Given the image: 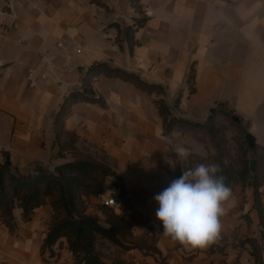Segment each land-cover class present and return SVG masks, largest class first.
<instances>
[{
    "label": "crops",
    "instance_id": "0c3cea01",
    "mask_svg": "<svg viewBox=\"0 0 264 264\" xmlns=\"http://www.w3.org/2000/svg\"><path fill=\"white\" fill-rule=\"evenodd\" d=\"M11 6L15 18L3 14L7 3L0 0V32L6 34L0 37V165L28 175L73 160L67 152L58 156L55 118L97 64L162 86L176 118L204 123L211 109L225 105L264 149V0H12ZM140 19L131 48L125 29ZM96 79L100 102L71 104L64 128L77 136V148L105 152L129 199L125 217L136 223L134 237L153 233L159 250L115 257L134 264H264V211L261 222L253 188L240 183L229 187L213 242L192 248L163 235L153 197L175 179L178 165H194L190 156H172L155 104L162 97L120 79ZM172 137L191 155L213 152L195 134L174 131ZM260 191L264 204V187ZM52 215L45 205L24 222L16 207L14 233L0 222V264H76L65 239L44 246ZM248 240L257 245V259Z\"/></svg>",
    "mask_w": 264,
    "mask_h": 264
},
{
    "label": "trees",
    "instance_id": "16d2710c",
    "mask_svg": "<svg viewBox=\"0 0 264 264\" xmlns=\"http://www.w3.org/2000/svg\"><path fill=\"white\" fill-rule=\"evenodd\" d=\"M143 22L144 19H140L135 21L133 26L125 29L127 42L131 48L135 44L133 34L142 26ZM194 74L195 71L191 68L188 76L189 83L194 81ZM98 76L120 79L133 84L149 95L162 97L155 100V104L163 119L164 136L175 160L177 155L173 149L176 143L172 137L174 131L189 132L195 135L202 133L207 136L211 147L213 143L215 153L208 152L205 158L192 154L189 157L190 163H216L221 168L219 175L224 177L228 187L240 183L243 187L253 188L255 208L262 222L264 204L260 189L264 187V166L261 165L264 149L257 145L253 151L256 162L254 173L251 172L249 160L246 158L247 151L242 152L240 165L236 169L232 162H228L224 141L219 136V128L213 123L214 115H210L204 123L173 117L164 100L166 91L162 86L148 84L136 74L120 68L110 67L107 64L92 66L82 81V91L72 92L62 104L55 118V139L59 157H63L65 152L71 150L78 151L76 147L78 138L65 130L64 121L71 104L100 102L101 99H95L92 92L93 79ZM194 91L192 86L190 93L192 94ZM178 102L179 99H177ZM169 140L171 143L168 142ZM259 152L262 154L261 156L258 155ZM105 159V157L100 159L79 152L71 162L56 167L53 172L38 167L33 174L28 175L17 174L10 167L0 165V222L14 233L16 223L13 211L16 207L22 210L24 222H30L37 209L49 205L53 210V215L44 246L50 249L61 239H65L67 249L73 254L76 264H134L120 258H114L111 262L103 260L97 249L99 240H106L122 251L138 249L144 256L159 254L155 245L156 237L153 233L149 237H134L133 228L136 223L132 219L121 215L106 214L107 219L102 221L87 212L86 201L92 197L98 198L109 189L118 188L121 197L123 199L126 197V191L121 185H106L107 178L111 176L116 177L120 182L121 180L111 170ZM182 170L183 168L178 165L174 177L178 178L182 174ZM126 202L129 203V199ZM100 206L102 210H113L101 204ZM126 239L129 241H125ZM248 242L251 243L253 249L252 255L257 259L259 253L256 243L252 240H248Z\"/></svg>",
    "mask_w": 264,
    "mask_h": 264
},
{
    "label": "clouds",
    "instance_id": "9594fccd",
    "mask_svg": "<svg viewBox=\"0 0 264 264\" xmlns=\"http://www.w3.org/2000/svg\"><path fill=\"white\" fill-rule=\"evenodd\" d=\"M173 151L182 159L191 155L180 145ZM220 172L216 163L197 164L182 170L178 178L153 197L159 205L156 219L164 236L192 248L205 247L218 237L223 203L232 195Z\"/></svg>",
    "mask_w": 264,
    "mask_h": 264
},
{
    "label": "rangeland",
    "instance_id": "374dc122",
    "mask_svg": "<svg viewBox=\"0 0 264 264\" xmlns=\"http://www.w3.org/2000/svg\"><path fill=\"white\" fill-rule=\"evenodd\" d=\"M192 86L190 85V88ZM213 115H214L213 123L214 125L217 126V128H219V133H220L219 136L222 137V140L224 141L225 144L226 153L228 155V162H232L234 167L237 169L240 165V159L243 151H247L246 158L247 160H249V163L252 160H255L253 151L249 150L245 140V137L249 133V131L246 125L243 123V120L233 111L229 110L225 105H221L219 108H217L216 112ZM234 116L241 119V124H237L232 120ZM197 139L198 141L200 140L201 143L203 142L209 143L208 137L203 135L202 133L197 135ZM212 149L213 152L215 153L213 143H212ZM79 152L84 153L85 155L96 156L100 159L102 157H105L106 158L105 161L108 162V165L111 168V163L108 156L102 150L94 147H84L82 150L78 148V151L76 152L71 150L67 152L68 157L66 159H70V158L74 159V157H76ZM258 155L261 156L262 154L259 152ZM197 164L193 162L194 166ZM261 165L264 166V155ZM126 201H127L126 199H123L122 206H118L116 208H112L113 210L106 211L100 208L101 206L98 198L92 197L86 201L87 212L89 214L98 217L102 221L107 219L106 214L121 215L127 217L128 215L127 208L129 206H128V202ZM125 241H129V239H126ZM97 249L102 257L111 260L117 258L115 257L117 256L116 252L118 253L122 252L121 249L117 248L116 246H113L110 242L106 240H99L97 243Z\"/></svg>",
    "mask_w": 264,
    "mask_h": 264
},
{
    "label": "built area",
    "instance_id": "2783aa9c",
    "mask_svg": "<svg viewBox=\"0 0 264 264\" xmlns=\"http://www.w3.org/2000/svg\"><path fill=\"white\" fill-rule=\"evenodd\" d=\"M11 2H12V0H6L8 11L4 12L3 14L15 18L16 14L14 13V10H13V8L11 6ZM5 36H6V34L4 32H0V37L1 38H5ZM57 47L59 49H63L64 46H63L62 43H60V44H58ZM81 52H82L81 49L75 50L76 54H81ZM65 59L66 60H70L71 56L67 55V56H65ZM31 76H32V74L29 75V77H31ZM41 79H46V76L45 75H41ZM96 80H97L96 78L93 79V81H96ZM82 89L83 88L80 89V92L82 91ZM92 92H93V96H94L95 99H97V100L101 99V96L99 95V93L96 91V89L94 87L92 88ZM105 183H106L107 186L121 185V182L116 177H113V176L107 178ZM98 200H99V202H100V204L102 206L108 207V208H116L118 206H122L123 205V198L121 197L118 188L117 189H109V190H107L104 194H101L98 197Z\"/></svg>",
    "mask_w": 264,
    "mask_h": 264
},
{
    "label": "water",
    "instance_id": "95a60500",
    "mask_svg": "<svg viewBox=\"0 0 264 264\" xmlns=\"http://www.w3.org/2000/svg\"><path fill=\"white\" fill-rule=\"evenodd\" d=\"M216 110H217L216 108L211 109L210 110V114L213 115L216 112ZM232 120L235 123H237V124H241V119L236 117V116H234ZM245 140H246V143H247V146H248L249 150L250 151H254L256 149V147H257L256 138L251 133H248L246 135V137H245ZM250 170H251L252 173L255 172V170H256V162H255V160H252L250 162Z\"/></svg>",
    "mask_w": 264,
    "mask_h": 264
}]
</instances>
